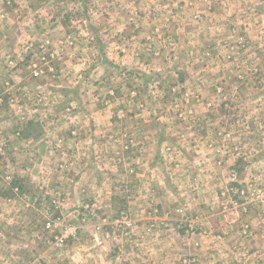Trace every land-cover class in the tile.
<instances>
[{
  "label": "rangeland",
  "instance_id": "rangeland-1",
  "mask_svg": "<svg viewBox=\"0 0 264 264\" xmlns=\"http://www.w3.org/2000/svg\"><path fill=\"white\" fill-rule=\"evenodd\" d=\"M85 1L82 13L60 5L67 14L57 28L65 21L94 46L98 36L79 34L83 14H106V42L117 39L107 29L118 14L137 23L138 45L153 48L142 47L140 67H122L119 50L86 49L105 65L69 71L67 30L44 34L24 57L19 32L8 36L0 18L16 67L28 66L9 95L11 68L0 67V264H264V29L250 4ZM84 74L90 80L78 82ZM137 108L157 129L132 150ZM98 123L122 131L117 150L94 136ZM86 133L85 158L71 145ZM97 142L101 163L91 159Z\"/></svg>",
  "mask_w": 264,
  "mask_h": 264
},
{
  "label": "crops",
  "instance_id": "crops-1",
  "mask_svg": "<svg viewBox=\"0 0 264 264\" xmlns=\"http://www.w3.org/2000/svg\"><path fill=\"white\" fill-rule=\"evenodd\" d=\"M240 0H230L231 7L228 11L232 10V7L236 2ZM246 3L250 4L249 8H252V13L257 18V22L260 23V26L257 28L264 29V0H244ZM16 3H19L20 5H16ZM78 4V7L76 6ZM23 5V6H21ZM63 6L66 8H69L70 10L74 9L75 11L88 9V4L85 0H36L35 3H33V0H0V18H3L6 22L7 32H9L10 36L13 32L18 31L19 33V39L17 42H22L21 48L24 46V50L26 54L24 57H27L32 52V48L34 47L33 43L36 40H40L44 34L51 37V39H55L56 36H60L59 34L53 35L56 32V30H67L68 36L67 38L70 39L71 45L68 47L66 46L64 48V57H66V60L63 62L66 63V68L68 67L70 71V65L73 66V70L76 68H82L84 69H90L95 68L96 66L98 68H101L105 65V57L99 53L98 58H94L93 56L88 55L87 56V50L90 52L91 49H97L98 51H107L116 49L119 50L120 53H122L119 61L121 62V66H127L130 65L132 67H140L144 63L143 57L139 54L143 48H147L151 51L150 45L143 44L142 42L138 45L135 42L136 39V32H134V27L136 28L137 23L129 22V20H126L122 17H119L118 14H116L114 17L110 16L109 14V22L111 23L110 27L107 29L109 31L110 35L116 36L117 39L114 41H110L109 39H106V41L100 40V36L103 35L102 32H105V28H101V25L103 24V21H108V18L105 17L106 14H103L100 11H93L89 10L87 13H84L81 19H83V22L88 25V27H85L83 29H80V33L83 37L91 36V40L94 41L95 36H98L97 45L91 46V45H84L87 40V37L81 38L80 40H76L75 35L72 33V31L69 30V26L66 27L65 21H60L61 27L64 28H57L59 26V20H62L65 15L67 14L64 11H59V6ZM220 10V8H218ZM222 15L223 13L220 12ZM68 17H66L67 20ZM10 19V20H9ZM251 20L252 16L251 14L249 16H246V20ZM94 23V24H93ZM98 25V27H97ZM114 28V29H113ZM33 29V30H30ZM30 30V31H29ZM226 30V29H225ZM223 30V31H225ZM30 32V33H29ZM228 32V30L226 31ZM63 33V34H67ZM133 33V34H132ZM151 34V32L149 33ZM148 34V35H149ZM260 35L263 34L262 31L259 33ZM53 35V36H52ZM147 37V36H146ZM67 39V40H68ZM66 40V41H67ZM44 40L40 41L43 42ZM87 49V50H86ZM27 50H30L27 52ZM2 52V53H1ZM15 52H18L17 49L14 50ZM54 54L58 52V50H51ZM50 52V53H51ZM12 43L9 38L5 39L0 38V67L4 64V68L7 69V66H9V72L10 75H7L6 79H11L13 81H6V86H9L5 89V93L9 95V91L14 92V88L17 86V84H22V82L25 80L26 69L28 66H25V63L20 65L19 67H16V63L19 61L17 57L12 56ZM49 53V54H50ZM134 53V56H133ZM46 57L53 58L52 55H49ZM52 56V57H51ZM18 60V61H17ZM15 62V63H14ZM22 62V61H21ZM129 63V64H128ZM11 64H13L11 66ZM46 64V63H44ZM11 66V67H10ZM54 66V64H53ZM51 66H48V68ZM15 68V70H13ZM52 70H56V76L57 78L60 77V65L57 68L51 67ZM21 74V75H20ZM66 79H74L77 82V75H74V73H70L66 75ZM87 74H84L83 77H79V81L88 82L90 78L87 77ZM65 77V76H62ZM73 80V81H74ZM0 94H3V92ZM10 100V99H9ZM13 106V105H11ZM13 108V107H12ZM134 117L137 119H142L141 125H137L135 128L137 137L139 140H134L133 145H131L132 150H135L140 148L141 145L144 144V139L148 138L153 135L154 131L157 129L156 126L149 123H143L147 119L151 118V112L148 110H138L135 109L133 111ZM101 114V111H98L96 113V117ZM111 119V116H109ZM138 119V120H139ZM151 121V120H150ZM101 130L103 132H101ZM122 131L117 129L116 125H104L101 126L98 123V127L92 131L94 133V136H106L109 140L108 143H110L106 149L107 151L110 149L117 150L115 144H121L124 142L123 135L121 134ZM87 134H83L85 140L75 142L74 145H71L72 148L83 149L85 151V145L88 144ZM126 134V133H125ZM117 137L118 140L112 141L113 137ZM125 136V135H124ZM98 139H101V137H98ZM94 141H98L97 138L93 139ZM102 142V141H101ZM99 143V142H97ZM113 145V146H112ZM112 146V147H109ZM98 151L95 153L91 159L93 161L99 160L101 163L103 159H106V157L102 154V143H99V146L97 145ZM90 154L89 152H86L83 154V156L88 157ZM113 156V152H112ZM140 156V153H137V157ZM79 157V156H77ZM121 161L118 160L117 164H120ZM73 165H78L79 163H72ZM149 210L153 212V215L155 216V219L166 221V219H160L164 215V209H162L161 205H153L149 207ZM148 210V211H149ZM155 212V213H154ZM240 220V219H239ZM168 223V222H167ZM232 224V223H230ZM247 254H252L250 250L247 251Z\"/></svg>",
  "mask_w": 264,
  "mask_h": 264
},
{
  "label": "trees",
  "instance_id": "trees-1",
  "mask_svg": "<svg viewBox=\"0 0 264 264\" xmlns=\"http://www.w3.org/2000/svg\"><path fill=\"white\" fill-rule=\"evenodd\" d=\"M32 124H34V123H31L30 125H32Z\"/></svg>",
  "mask_w": 264,
  "mask_h": 264
}]
</instances>
